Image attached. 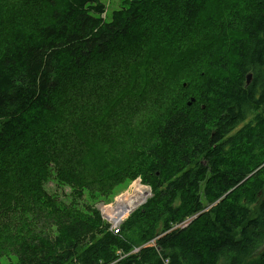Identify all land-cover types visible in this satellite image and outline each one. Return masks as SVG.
<instances>
[{"label": "trees", "instance_id": "1", "mask_svg": "<svg viewBox=\"0 0 264 264\" xmlns=\"http://www.w3.org/2000/svg\"><path fill=\"white\" fill-rule=\"evenodd\" d=\"M43 1L45 19L30 17L0 38V156L10 149L16 158L12 145L49 125L66 78L95 57L143 45L151 22L164 37L153 43L172 49L197 40L211 9L220 43L199 90L183 77L158 138L136 151L135 181L152 197L121 234L94 205L38 186L27 213L20 197L0 202L29 218L3 243L18 264H246L255 255L264 264V0H249L241 13L223 0H124L109 18L101 0ZM184 69L193 80L199 63L181 66L173 81ZM17 157L38 169L30 152Z\"/></svg>", "mask_w": 264, "mask_h": 264}, {"label": "rangeland", "instance_id": "2", "mask_svg": "<svg viewBox=\"0 0 264 264\" xmlns=\"http://www.w3.org/2000/svg\"><path fill=\"white\" fill-rule=\"evenodd\" d=\"M101 1L107 7L108 18L125 4L124 0ZM225 1L227 8L237 13L251 6L249 0ZM48 13L43 0H0V38L16 25L28 23L30 17L45 19ZM211 13L210 9L201 19L202 31L197 40L172 49H165L163 41L160 45L153 43L160 38L150 17L143 45L111 52L110 56L102 54L79 69L76 76L66 78L51 100L49 125L33 131L26 143L21 140L13 144L16 158L10 149L0 156V202L20 197L27 203V213L36 204L40 186L54 198L94 205L98 210L103 204L116 207L120 195L127 191L132 194L131 203L134 187L142 181L141 177V181L134 178L136 151L158 138L160 131L155 127L169 110L173 97L183 92L182 78H190L191 90L198 91L201 73L215 60L220 39L215 14ZM2 44L0 39V48ZM193 61L199 63L197 76L192 80L184 69L173 81L181 66ZM27 152L38 157L36 171L30 168L31 162L18 160L17 156ZM141 184L151 192L147 199L152 197L151 187L143 181ZM137 203L140 205L142 200ZM16 210L14 203L0 209V264H18L11 246L3 244L15 226L21 228L29 220L25 213L13 217ZM259 257L253 256L246 264H258Z\"/></svg>", "mask_w": 264, "mask_h": 264}, {"label": "built area", "instance_id": "3", "mask_svg": "<svg viewBox=\"0 0 264 264\" xmlns=\"http://www.w3.org/2000/svg\"><path fill=\"white\" fill-rule=\"evenodd\" d=\"M140 180V178H138ZM141 181V180H140ZM142 182V181H141ZM132 198V194H130L128 191L120 195V202L116 207L108 206L103 204L100 208V212L105 219V221L109 224L110 230L114 232V234H121L122 232V225L125 222V220L132 214L134 210H136L140 205L147 202L148 199H145L142 201L140 205L137 206V200H132L128 207H126L125 211H120L119 206L121 203H129V201ZM186 225V222H181L176 225L178 226H184ZM151 242H154L152 240ZM137 251V250H135Z\"/></svg>", "mask_w": 264, "mask_h": 264}, {"label": "bare ground", "instance_id": "4", "mask_svg": "<svg viewBox=\"0 0 264 264\" xmlns=\"http://www.w3.org/2000/svg\"><path fill=\"white\" fill-rule=\"evenodd\" d=\"M147 37V36H146ZM151 37V36H150ZM152 38H154V37H152ZM161 38V37H160ZM155 39V38H154ZM152 40V39H151ZM135 47V46H134ZM130 48H132V47H130ZM133 49V48H132ZM128 53V52H127ZM146 53V52H145ZM140 54V53H139ZM147 56V55H146ZM121 62V61H120ZM133 65V64H132ZM116 70V69H115ZM142 168V167H141ZM135 169H138V168H135ZM134 189H135V192H134V194H133V196H134V200H137V202H139L140 203V201L142 200H145V199H147L150 195H151V192H150V190H149V188H147V187H145V186H143L142 184H141V182H137L136 183V186L134 187ZM130 204V202L129 203H126V204H124V203H121V205L119 206V209H120V211L122 210V211H125V209H126V207H128L127 205H129ZM138 204V203H137Z\"/></svg>", "mask_w": 264, "mask_h": 264}, {"label": "water", "instance_id": "5", "mask_svg": "<svg viewBox=\"0 0 264 264\" xmlns=\"http://www.w3.org/2000/svg\"><path fill=\"white\" fill-rule=\"evenodd\" d=\"M248 76H249V77H248V81H247V82L249 83L250 80H251V76H252V74L250 73ZM194 100H195V99L192 98V101H194ZM192 101H190L188 104L191 105Z\"/></svg>", "mask_w": 264, "mask_h": 264}]
</instances>
